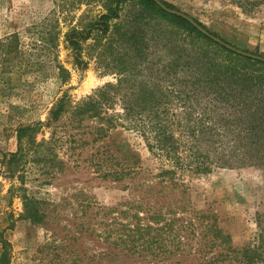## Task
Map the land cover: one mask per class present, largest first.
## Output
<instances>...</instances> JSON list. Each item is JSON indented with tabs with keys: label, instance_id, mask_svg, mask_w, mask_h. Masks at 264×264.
I'll return each mask as SVG.
<instances>
[{
	"label": "rangeland",
	"instance_id": "rangeland-1",
	"mask_svg": "<svg viewBox=\"0 0 264 264\" xmlns=\"http://www.w3.org/2000/svg\"><path fill=\"white\" fill-rule=\"evenodd\" d=\"M167 1L237 47H258V52L264 53V0ZM86 9L84 5L66 18L58 11L56 0H0V42H8L12 33L20 32L23 47L20 57L9 62L0 54V239L3 236L12 245L9 264H220L217 256L223 248L211 247L214 231L208 227L212 224L220 229L221 237L229 236L228 244L238 250L259 244L258 234L262 231L264 236L263 167H214L206 174L187 173L184 192L163 187L158 182L164 178L155 177L161 172V159L149 151L143 137L119 128L113 132L118 155L141 172L133 180L113 183L100 174L98 145L66 141L65 129L71 128L67 115L37 135L38 141L49 140L56 127V135L64 137V142L52 151L33 155V159L47 158L45 161L26 166L25 188L35 196L40 218L26 211L21 197L12 196L11 186L17 180L9 177L7 169L18 148L17 129L47 122L66 90L77 103L98 87L117 81L115 75H101L94 61L85 69L76 65L74 52L66 46L64 34L72 16H80ZM59 30L58 48H50V43L43 46L41 38ZM171 31L165 24L152 25V54L160 55L166 40L190 47L185 33ZM59 65L70 71L67 81L60 77ZM101 151L103 154L105 145ZM140 181L145 186L134 188ZM104 205L114 208L115 215L127 211L124 216L129 217L123 218L124 222L138 215L145 226L163 229L161 254L147 250L139 256L118 253L112 257L95 231L97 210ZM154 212L159 215L156 223ZM175 232L183 244L174 238ZM183 247L182 252L179 249ZM100 251L107 254L99 257ZM233 264L241 263L234 260Z\"/></svg>",
	"mask_w": 264,
	"mask_h": 264
},
{
	"label": "trees",
	"instance_id": "trees-1",
	"mask_svg": "<svg viewBox=\"0 0 264 264\" xmlns=\"http://www.w3.org/2000/svg\"><path fill=\"white\" fill-rule=\"evenodd\" d=\"M159 1L161 5L156 0H56L58 11L66 18L87 6L80 16H72L64 34L67 48L74 52L75 64L85 69L94 61L101 75H115L117 81L98 87L77 103L66 90L47 122L17 129L18 148L7 169L9 177L17 181L10 192L22 198L26 211L37 220L41 216L37 200L25 188L26 166L45 161L47 158L33 159V155L52 151L64 142V137L56 135V127L49 140L38 141L37 135L43 127L56 126L66 115L71 126L65 129L66 141L98 145L100 174L113 183L133 180L141 172L118 155L113 132L119 128L143 137L149 151L161 159V172L155 177L164 178L158 182L163 187L181 188L184 192L187 173L206 174L214 167L264 168V53L257 48L241 49L184 13L208 32L204 33L178 14L183 11L176 5ZM154 23L171 27L172 33H185V38L191 40L190 47L166 40L162 53L152 54ZM61 33L55 31L50 39L42 37L43 46L50 43V48L56 50ZM9 39L0 42L5 62L20 57L23 51L20 32L12 33ZM59 70L62 80L67 81L70 71L63 65H59ZM71 130L75 132L68 133ZM144 186L145 182L140 181L134 188ZM113 213L114 208L100 206L95 229L98 240L107 244L112 257L118 253L139 256L147 250L161 254L162 236L166 233L160 232L163 229L145 226L138 215L124 222L122 219L129 217L124 216L127 211ZM152 219L156 223L159 215L154 212ZM208 229L214 231L211 247L223 248L217 256L220 264H233L234 260L264 264L262 231L258 234L262 240L259 244H247L238 250L228 244L229 236L221 237L215 224ZM174 238L183 244L178 233H174ZM0 243V264H9L12 245L3 236ZM106 254L100 251L99 257Z\"/></svg>",
	"mask_w": 264,
	"mask_h": 264
},
{
	"label": "water",
	"instance_id": "water-1",
	"mask_svg": "<svg viewBox=\"0 0 264 264\" xmlns=\"http://www.w3.org/2000/svg\"><path fill=\"white\" fill-rule=\"evenodd\" d=\"M157 1V3H159L160 5H161V3H160V1L159 0H156ZM162 7H164V6H162ZM165 9H167L168 11H170V12H176V11H174V10H170V9H168V8H166V7H164ZM178 14H180V15H182V16H184V17H186L190 22H192L195 26H197L200 30H202L204 33H207L208 34V32L206 31V30H204L202 27H200L195 21H194V19H192V17H189L188 15H186V14H184V13H182V12H177ZM238 52H241L240 50L238 51Z\"/></svg>",
	"mask_w": 264,
	"mask_h": 264
},
{
	"label": "crops",
	"instance_id": "crops-1",
	"mask_svg": "<svg viewBox=\"0 0 264 264\" xmlns=\"http://www.w3.org/2000/svg\"><path fill=\"white\" fill-rule=\"evenodd\" d=\"M250 42H251V41H250ZM259 44H260V42H257V43H256V45H259ZM257 48H258V47H257Z\"/></svg>",
	"mask_w": 264,
	"mask_h": 264
}]
</instances>
